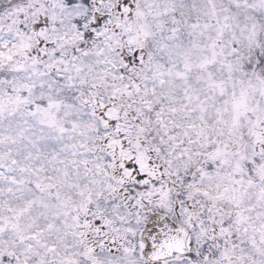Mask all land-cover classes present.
I'll return each instance as SVG.
<instances>
[{"label":"snow or ice","instance_id":"6c2138e0","mask_svg":"<svg viewBox=\"0 0 264 264\" xmlns=\"http://www.w3.org/2000/svg\"><path fill=\"white\" fill-rule=\"evenodd\" d=\"M0 264H264V0H0Z\"/></svg>","mask_w":264,"mask_h":264}]
</instances>
